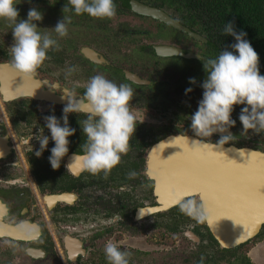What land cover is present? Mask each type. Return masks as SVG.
I'll list each match as a JSON object with an SVG mask.
<instances>
[{"label":"flooded vegetation","instance_id":"obj_1","mask_svg":"<svg viewBox=\"0 0 264 264\" xmlns=\"http://www.w3.org/2000/svg\"><path fill=\"white\" fill-rule=\"evenodd\" d=\"M114 4L115 15L103 19L75 15L67 0H20L16 5L18 20L25 19L32 7L43 13L37 31L56 39L57 47L48 50L35 72L47 97L6 101L0 93V128L11 143L9 155L0 160V196L8 206L4 220L37 223L42 231L39 239L29 243L0 238V252L4 256L21 250L28 257L26 249L42 250L39 259L29 257L27 264H109L104 246L110 241L127 253L128 264H234L247 245L262 238V230L238 252L233 250L243 244L227 249L217 241L220 251H216L205 217L198 219L181 208L192 201L203 213L197 196L164 211H146L159 206L161 199L155 194L156 181L148 175L155 172L148 167L151 149L172 138L217 144L222 135L194 137L189 125L201 98L199 84L206 77L202 60L215 58L234 42L222 34L229 17L233 18L231 8L226 0H114ZM140 5L160 10L168 22L139 12L135 7ZM64 16L67 35L59 37L52 28ZM12 26L0 19V67L13 64ZM249 41L264 74V40ZM97 74L132 89L128 107L137 124L127 153L107 176L82 170L78 160L87 140L82 122L92 111L84 90ZM189 77L196 83L190 85ZM188 87L192 91L185 94ZM68 100L76 108L68 114L76 131L68 138L69 152L60 167L52 169L48 157L53 142L49 139L37 157L35 137L38 130L49 135L44 117L59 118ZM239 108L232 113L234 119ZM230 132L231 140L224 145L264 152V133H241L238 120ZM130 172L136 175L129 178ZM159 240L167 245L158 247Z\"/></svg>","mask_w":264,"mask_h":264},{"label":"clouds","instance_id":"obj_2","mask_svg":"<svg viewBox=\"0 0 264 264\" xmlns=\"http://www.w3.org/2000/svg\"><path fill=\"white\" fill-rule=\"evenodd\" d=\"M17 0H0V19L11 22L13 44L11 58L13 67L25 76L33 75L47 58L50 48L57 47L56 39L37 31L38 21L43 20V13L32 7L26 18L18 20ZM75 15L87 14L94 18H111L116 13L114 0H67ZM65 5L62 11H66ZM67 17L58 20L52 30L59 37L67 35ZM222 34L233 37L230 43L215 58L202 60L205 79L200 82L201 98L196 110L190 116V130L194 137L210 138L220 133L217 145H224L231 140L230 129L237 120L241 133H264V74L260 71L258 53L246 38L247 33L237 31L234 21H227ZM189 84H195L194 77L188 78ZM192 91L185 89V94ZM84 98L91 105L92 111L82 122V133L87 140L83 154L78 157L80 168L90 174L103 172L105 176L120 162L122 154L129 148V139L136 129V122L128 104L132 98V89L126 84H115L103 75L92 76L85 86ZM240 106L236 119L232 113ZM76 111L73 103L63 107L59 118L55 115L44 117V127L49 135L38 130L36 140L39 148L35 155L39 157L47 148L49 139L53 142L48 157L52 169H58L62 159L69 152V137L76 131L69 125L68 114ZM226 133V134H225ZM201 140V139H200ZM194 139V142H200ZM136 175L129 173V178ZM182 210L203 219V213L193 207V202L181 204ZM104 254L109 264H128L127 253L122 252L115 243L107 242Z\"/></svg>","mask_w":264,"mask_h":264},{"label":"water","instance_id":"obj_3","mask_svg":"<svg viewBox=\"0 0 264 264\" xmlns=\"http://www.w3.org/2000/svg\"><path fill=\"white\" fill-rule=\"evenodd\" d=\"M135 8H138L137 10L143 14L168 22L158 9L144 5ZM179 28L192 36H197L187 28L182 26ZM40 85H42V81L35 73L31 76H25L19 73L11 63L3 64L0 67V93L6 101L24 97L35 99L47 97V95H43V91H40L42 89ZM10 144L8 135L4 134L0 128V160L9 155ZM193 150H198L225 166H242L249 162L255 165H264L263 151L178 138L164 140L153 147L150 155L147 156L148 167L153 171L155 170L154 174L150 171L151 173L148 175L156 181L155 194L161 199L158 200L159 206L146 211H164L177 205L188 196H197L201 203L206 225L220 247L234 248L255 238L264 226V204L257 205L252 211L244 215L232 212H214L210 210L208 201L200 191H182L168 179L169 176L190 164ZM7 213L8 206L0 196V238L29 243L41 237L42 231L37 223L23 221L11 224V222L4 220ZM41 251L39 252L38 248L26 249L27 255L32 259H39L42 256Z\"/></svg>","mask_w":264,"mask_h":264},{"label":"snow or ice","instance_id":"obj_4","mask_svg":"<svg viewBox=\"0 0 264 264\" xmlns=\"http://www.w3.org/2000/svg\"><path fill=\"white\" fill-rule=\"evenodd\" d=\"M182 191H200L214 212L244 215L264 204V165H221L193 150L188 166L168 177Z\"/></svg>","mask_w":264,"mask_h":264},{"label":"trees","instance_id":"obj_5","mask_svg":"<svg viewBox=\"0 0 264 264\" xmlns=\"http://www.w3.org/2000/svg\"><path fill=\"white\" fill-rule=\"evenodd\" d=\"M228 2L231 11L229 14L233 13V18L230 16L229 20L233 21L234 15L236 17L237 25L236 30H243L247 33L248 40H264V0H226ZM193 2H190L189 6H192ZM203 32V30H201ZM231 37V36H229ZM209 238L211 244L217 246V242L212 238L209 232ZM260 237H264V226ZM244 244L233 250V253L238 252L244 248ZM216 251H220L217 247ZM224 251H228L223 249ZM222 250V251H223ZM247 250V249H246ZM223 251V252H224ZM241 253V252H239ZM229 262L231 259H228ZM234 264H252L250 259L244 254L241 253L237 256L236 262Z\"/></svg>","mask_w":264,"mask_h":264},{"label":"rangeland","instance_id":"obj_6","mask_svg":"<svg viewBox=\"0 0 264 264\" xmlns=\"http://www.w3.org/2000/svg\"><path fill=\"white\" fill-rule=\"evenodd\" d=\"M158 239H160V237ZM163 245H167V243L163 241L161 245L159 240L158 247L161 248ZM244 251L245 255H249L253 264H264V237L257 239L253 243L247 245V250L245 248ZM246 252L248 253L246 254ZM28 258L29 256L27 257L24 252H21V250L18 252L17 250L14 252L10 251V253L5 254L4 256L3 253L0 252V264H27L25 263L26 261L30 262ZM147 264H150V262H147Z\"/></svg>","mask_w":264,"mask_h":264}]
</instances>
